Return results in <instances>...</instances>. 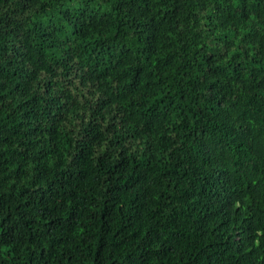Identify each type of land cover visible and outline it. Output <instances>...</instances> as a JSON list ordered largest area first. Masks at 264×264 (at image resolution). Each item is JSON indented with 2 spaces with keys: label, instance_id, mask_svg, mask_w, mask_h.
Segmentation results:
<instances>
[{
  "label": "trees",
  "instance_id": "trees-1",
  "mask_svg": "<svg viewBox=\"0 0 264 264\" xmlns=\"http://www.w3.org/2000/svg\"><path fill=\"white\" fill-rule=\"evenodd\" d=\"M0 264H264V0H0Z\"/></svg>",
  "mask_w": 264,
  "mask_h": 264
}]
</instances>
